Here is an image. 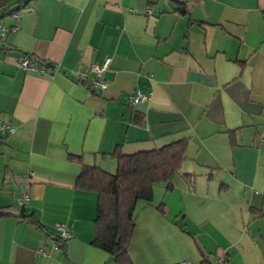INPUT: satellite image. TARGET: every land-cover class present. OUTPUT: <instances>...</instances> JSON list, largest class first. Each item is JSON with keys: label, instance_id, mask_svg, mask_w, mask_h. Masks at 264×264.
<instances>
[{"label": "crops", "instance_id": "crops-1", "mask_svg": "<svg viewBox=\"0 0 264 264\" xmlns=\"http://www.w3.org/2000/svg\"><path fill=\"white\" fill-rule=\"evenodd\" d=\"M2 6L16 8L0 18L16 29L0 34V115L16 129L0 136V264H118L92 244L97 198L76 187L81 167L112 173L114 152L184 138L170 188L155 184L138 205L131 264L223 253L225 264H264V0ZM25 55L35 70L19 67ZM107 58L104 90L75 79ZM42 61L54 68L39 72ZM134 91L151 95L131 104ZM56 223L71 235L55 249Z\"/></svg>", "mask_w": 264, "mask_h": 264}, {"label": "trees", "instance_id": "trees-1", "mask_svg": "<svg viewBox=\"0 0 264 264\" xmlns=\"http://www.w3.org/2000/svg\"><path fill=\"white\" fill-rule=\"evenodd\" d=\"M15 10L11 6L0 7V18ZM28 57L33 60L32 56ZM186 145L184 138L152 150L131 154L114 152L117 165L113 173L97 166L81 167L76 187L93 191L97 198L92 244L110 254L116 263L131 264L128 245L138 205L150 204L155 184L167 183L170 188L172 176L179 172Z\"/></svg>", "mask_w": 264, "mask_h": 264}, {"label": "built area", "instance_id": "built-area-1", "mask_svg": "<svg viewBox=\"0 0 264 264\" xmlns=\"http://www.w3.org/2000/svg\"><path fill=\"white\" fill-rule=\"evenodd\" d=\"M170 1H176L178 3L183 2V0H170ZM149 12V10H146ZM14 17H16V14H13ZM16 29L15 26L7 27L4 24L0 23V34L1 36L6 35L9 31H14ZM18 65L20 68H23L25 70H35L36 66L30 60L28 56L22 57L18 61ZM109 65V59H105L100 64H90L85 68H79L75 69L72 73L75 76V79L88 86L90 90L93 91H102L106 87V82L104 79V72L107 70ZM52 65L43 64L38 69L39 72L43 73L47 70L53 69ZM151 93H142L140 91H134L130 94V102L131 104H137L144 101H147L150 97ZM16 129V126L13 124L12 120L9 117L1 116L0 115V136H8L12 134ZM29 200V185L27 182L23 184V191L21 193V197L18 201V204L21 206V208H24L27 201ZM57 234V241L54 242L53 248H58L59 242L64 241L67 238L70 237L71 233L70 231L61 223H56L54 225ZM40 254H44L43 250L40 248L38 250ZM228 259V256L226 254H221L215 257L213 264H225ZM180 264H190L189 261H182Z\"/></svg>", "mask_w": 264, "mask_h": 264}, {"label": "rangeland", "instance_id": "rangeland-1", "mask_svg": "<svg viewBox=\"0 0 264 264\" xmlns=\"http://www.w3.org/2000/svg\"><path fill=\"white\" fill-rule=\"evenodd\" d=\"M113 173V172H112Z\"/></svg>", "mask_w": 264, "mask_h": 264}]
</instances>
